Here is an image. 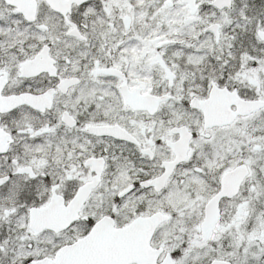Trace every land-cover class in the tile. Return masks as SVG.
<instances>
[{
	"label": "snow or ice",
	"instance_id": "obj_1",
	"mask_svg": "<svg viewBox=\"0 0 264 264\" xmlns=\"http://www.w3.org/2000/svg\"><path fill=\"white\" fill-rule=\"evenodd\" d=\"M0 264H264V0H0Z\"/></svg>",
	"mask_w": 264,
	"mask_h": 264
}]
</instances>
